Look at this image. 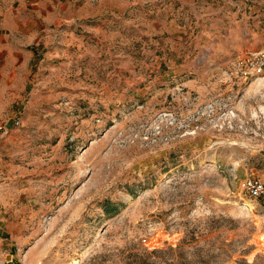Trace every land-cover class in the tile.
<instances>
[{
    "label": "rangeland",
    "instance_id": "rangeland-1",
    "mask_svg": "<svg viewBox=\"0 0 264 264\" xmlns=\"http://www.w3.org/2000/svg\"><path fill=\"white\" fill-rule=\"evenodd\" d=\"M261 52L264 0H0V264H264Z\"/></svg>",
    "mask_w": 264,
    "mask_h": 264
},
{
    "label": "built area",
    "instance_id": "built-area-1",
    "mask_svg": "<svg viewBox=\"0 0 264 264\" xmlns=\"http://www.w3.org/2000/svg\"><path fill=\"white\" fill-rule=\"evenodd\" d=\"M237 68L244 77L262 75L264 73V52L252 55L246 62L238 64ZM6 133V126L0 120V142ZM241 188L250 198L256 199L264 194V184L257 179L244 180L241 183Z\"/></svg>",
    "mask_w": 264,
    "mask_h": 264
}]
</instances>
